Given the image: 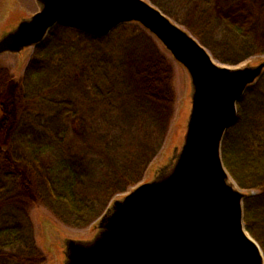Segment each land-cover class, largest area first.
I'll use <instances>...</instances> for the list:
<instances>
[{
  "label": "trees",
  "instance_id": "1",
  "mask_svg": "<svg viewBox=\"0 0 264 264\" xmlns=\"http://www.w3.org/2000/svg\"><path fill=\"white\" fill-rule=\"evenodd\" d=\"M212 58L237 65L264 53L213 0H147ZM173 59L140 24L105 36L53 26L15 78L0 63V264H45L29 210L85 228L143 179L173 114ZM264 73L237 102L221 143L243 201L246 231L264 258ZM255 191V194L250 192Z\"/></svg>",
  "mask_w": 264,
  "mask_h": 264
},
{
  "label": "water",
  "instance_id": "2",
  "mask_svg": "<svg viewBox=\"0 0 264 264\" xmlns=\"http://www.w3.org/2000/svg\"><path fill=\"white\" fill-rule=\"evenodd\" d=\"M39 11L0 38V55L44 40L55 25L105 36L138 23L188 72L191 109L181 149L171 167L113 199L87 242L66 243L65 264H264L246 231V193L221 157L237 102L264 73V61L229 67L147 0H36Z\"/></svg>",
  "mask_w": 264,
  "mask_h": 264
},
{
  "label": "rangeland",
  "instance_id": "3",
  "mask_svg": "<svg viewBox=\"0 0 264 264\" xmlns=\"http://www.w3.org/2000/svg\"><path fill=\"white\" fill-rule=\"evenodd\" d=\"M213 3L217 15L242 27L264 51V0H213ZM37 11H39V5L36 0H0V38ZM33 48L26 47L18 53H3L0 55V63L7 67L15 78H19L25 70ZM263 61L264 53H259L237 65L219 64L242 67L256 65ZM172 67V87L175 96L172 118L162 146L148 165L140 183L153 180L163 167H171L184 141L191 109V83L188 72L180 63L173 60ZM231 180L233 181L232 178ZM243 192L247 196L248 192L245 190ZM250 193L255 194V191ZM122 195H116L114 198L119 199ZM29 216L35 242L46 257L45 264H65L66 243L69 240L87 242L92 240L98 232V219L85 228H72L59 222L40 204L31 206Z\"/></svg>",
  "mask_w": 264,
  "mask_h": 264
}]
</instances>
